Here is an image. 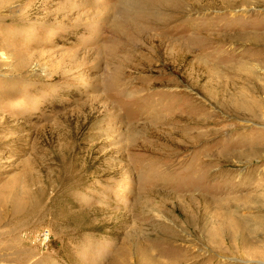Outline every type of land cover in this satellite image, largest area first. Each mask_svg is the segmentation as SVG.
Returning <instances> with one entry per match:
<instances>
[{
  "label": "rangeland",
  "instance_id": "obj_1",
  "mask_svg": "<svg viewBox=\"0 0 264 264\" xmlns=\"http://www.w3.org/2000/svg\"><path fill=\"white\" fill-rule=\"evenodd\" d=\"M262 42L264 0H0V264H264Z\"/></svg>",
  "mask_w": 264,
  "mask_h": 264
},
{
  "label": "bare ground",
  "instance_id": "obj_2",
  "mask_svg": "<svg viewBox=\"0 0 264 264\" xmlns=\"http://www.w3.org/2000/svg\"><path fill=\"white\" fill-rule=\"evenodd\" d=\"M256 40V39H255ZM258 41V40H257ZM257 41H255V42H257ZM259 42V41H258ZM257 42V43H258ZM263 43V42H262ZM264 44V43H263ZM251 69V71H252V73L254 74L253 75V79H254V81H253V85L249 88V87H245L246 89V92L244 93V94H242V98L243 99H245L246 101H248V98H251V97H253L252 96V94L254 93V92H256V91H253L252 89L253 88H256V89H258V90H263L262 92H264V75H263V77L262 78H260V77H258V74H257V71H256V69L255 68H250ZM257 75V76H256ZM256 76V77H255ZM237 96H241L240 95V93L238 92H236L235 93ZM250 112V111H249ZM228 221V220H227ZM226 222V221H225ZM232 222V219H231V221H230V223ZM234 224H236V228H235V230H238V224H240V222L239 221H237L236 220V222L234 223ZM234 233V232H233ZM168 234V233H167ZM232 237H235V234H232ZM149 240H151V239H149ZM153 242V241H152ZM145 247V246H144ZM143 248V247H142ZM144 249V248H143ZM153 249V248H152ZM145 250H148L147 248L145 249ZM136 251V250H135ZM143 251V250H142ZM152 251V250H151ZM161 251V250H160ZM148 252H150L149 250H148ZM146 253V252H145ZM151 253V252H150ZM148 254L147 255V259H144L145 261L146 260H148L149 262V264H161L160 263V259L158 258V259H155L154 258V256L152 255V254ZM153 253V252H152ZM155 253V252H154ZM162 253V252H161ZM164 253V252H163ZM166 253V252H165ZM145 255V254H144ZM174 255V254H173ZM176 255H178V254H176ZM159 256H161V255H159ZM170 256V255H169ZM168 256V257H169ZM171 257V256H170ZM176 258V257H175ZM175 258H173V259H175ZM178 259H181V258H179V256H178ZM135 260V259H134ZM173 261V260H172ZM147 262V261H146ZM156 262H158V263H156ZM169 262V261H168ZM167 262V263H168ZM177 262V261H176ZM147 263V264H148ZM172 263H174V264H177V263H175L174 261L172 262ZM144 264V263H143Z\"/></svg>",
  "mask_w": 264,
  "mask_h": 264
},
{
  "label": "built area",
  "instance_id": "obj_3",
  "mask_svg": "<svg viewBox=\"0 0 264 264\" xmlns=\"http://www.w3.org/2000/svg\"><path fill=\"white\" fill-rule=\"evenodd\" d=\"M43 240L48 237V233L42 234Z\"/></svg>",
  "mask_w": 264,
  "mask_h": 264
}]
</instances>
